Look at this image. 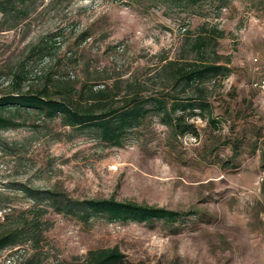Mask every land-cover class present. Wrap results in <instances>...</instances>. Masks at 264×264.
I'll use <instances>...</instances> for the list:
<instances>
[{
    "label": "rangeland",
    "instance_id": "rangeland-1",
    "mask_svg": "<svg viewBox=\"0 0 264 264\" xmlns=\"http://www.w3.org/2000/svg\"><path fill=\"white\" fill-rule=\"evenodd\" d=\"M215 2L188 15L128 0H43L27 20L0 31V88L40 38L49 53L28 59L32 74L24 87L41 72L92 80L104 71L109 84L137 80L141 93H158L160 66L180 58L186 30L203 23L224 30L218 52L230 56L232 67L220 83L206 82L217 123L193 117L197 135L175 137L149 115L122 146L104 147L34 113L23 115L24 126L1 132L0 206L9 209L0 210V223L5 212L15 216L33 204L15 189L19 184L195 214L173 223L83 225L48 209L38 243L3 249L0 264H85L89 250L113 246L125 264H264V105L253 87L260 70L247 42L248 55L238 52L239 38L253 35L249 21L264 20V0H229L221 10Z\"/></svg>",
    "mask_w": 264,
    "mask_h": 264
},
{
    "label": "trees",
    "instance_id": "trees-1",
    "mask_svg": "<svg viewBox=\"0 0 264 264\" xmlns=\"http://www.w3.org/2000/svg\"><path fill=\"white\" fill-rule=\"evenodd\" d=\"M42 1L0 0V31L13 29L27 20ZM55 1L63 3L71 0ZM128 1L141 3L142 8H163L165 13L188 15H195L198 9L210 1H216L217 10L229 4V0ZM184 35L181 57L167 60L160 66L157 81L161 89L154 94L141 93L144 84L137 80L122 86L124 80L116 78L109 84L108 74L104 71L97 72L98 76L93 77V81L72 79L66 74L53 76L50 71H46L41 72V76L34 75V81L24 87L32 74L28 59L49 53L47 50L50 46L39 38L28 47L27 56L17 61L13 69L7 70V83L0 88V133L24 126L26 118L23 115L33 113L41 120L59 119L64 127L104 147L122 146L127 136L138 131L149 115L160 117L161 123L175 137L197 135L195 124L190 121L193 117L205 119L210 126H216L209 101L211 93L206 82L214 80L216 85L232 72L230 56L218 52L219 39L225 36V32L216 25L209 27L203 23L195 31L187 29ZM77 36L85 40L88 34L81 32ZM86 72L88 75L96 73L94 70ZM1 143L0 135V146ZM15 189L33 204L15 216L5 212L0 223V251L20 246L26 241H31L35 246L44 230L45 221L41 218L48 209L74 218L83 225L101 219L122 223L153 220L173 223L195 214L193 211L178 212L130 200H117L113 196L74 198L62 190H41L25 184H19ZM6 209L9 208L0 206V210ZM85 264L125 262L123 254L113 246L89 250Z\"/></svg>",
    "mask_w": 264,
    "mask_h": 264
},
{
    "label": "crops",
    "instance_id": "crops-1",
    "mask_svg": "<svg viewBox=\"0 0 264 264\" xmlns=\"http://www.w3.org/2000/svg\"><path fill=\"white\" fill-rule=\"evenodd\" d=\"M247 28L253 31V35H251L249 40L246 41H244L242 38H239V40L241 41L239 44V46L241 45L240 48L241 50L238 52L240 53L239 56L242 58H245L246 55H248V52L247 51L243 52L244 49L242 48V45H246L247 42L248 43L247 47L249 48L248 50L250 51L249 53L251 55H256V57H254L253 60L258 61V69L260 70L259 73H257L258 79L254 81L256 82L264 77V20H262L261 22H252L251 19L248 23ZM255 90L259 94V91L256 88Z\"/></svg>",
    "mask_w": 264,
    "mask_h": 264
},
{
    "label": "built area",
    "instance_id": "built-area-1",
    "mask_svg": "<svg viewBox=\"0 0 264 264\" xmlns=\"http://www.w3.org/2000/svg\"><path fill=\"white\" fill-rule=\"evenodd\" d=\"M253 87L259 91L260 102L264 105V77L254 82Z\"/></svg>",
    "mask_w": 264,
    "mask_h": 264
}]
</instances>
